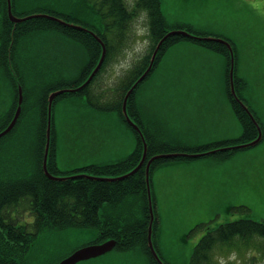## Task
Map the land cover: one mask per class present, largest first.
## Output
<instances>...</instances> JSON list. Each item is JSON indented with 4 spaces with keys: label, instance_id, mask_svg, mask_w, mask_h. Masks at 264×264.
Instances as JSON below:
<instances>
[{
    "label": "rangeland",
    "instance_id": "1",
    "mask_svg": "<svg viewBox=\"0 0 264 264\" xmlns=\"http://www.w3.org/2000/svg\"><path fill=\"white\" fill-rule=\"evenodd\" d=\"M138 1L125 0L135 16L116 27L119 30L110 26L111 31L106 33L109 57L89 87V94L95 95L97 101L102 98V108L91 103L88 94L73 93L54 107L57 177H120L122 172L88 169L123 160L136 147L134 131L115 106L127 78L152 45L149 16L138 7ZM162 12L168 30H189L200 37L227 39L234 44L235 70L243 96L264 125V0H162ZM38 13L44 14H33ZM37 40L35 50L42 54L52 51L59 55L57 47L64 46L63 81L82 76L79 69L87 58L83 47L62 44L67 38L58 32L41 34L35 37ZM73 55L78 70L71 79L68 74L74 72ZM62 85L69 88L74 83ZM9 92L7 107L15 98L12 88ZM136 98L150 123L166 133L163 137L169 143L194 147L238 139L242 134L227 95L225 59L196 42L185 40L173 47L138 89ZM38 99V95L28 97L21 121L26 148L33 145V131L39 121ZM181 146L177 150H182ZM151 188L157 212V251L167 264H190L196 246L209 231L240 220L264 224V141L229 155L163 163L151 176ZM68 231L58 235L63 239L58 240L63 245L59 252L62 259L90 241L89 234L73 237L74 233ZM69 234L70 238H65ZM263 244L259 236H237L230 242H219L211 251L208 264H264ZM81 264H149V260L138 247L125 253L113 250Z\"/></svg>",
    "mask_w": 264,
    "mask_h": 264
},
{
    "label": "trees",
    "instance_id": "2",
    "mask_svg": "<svg viewBox=\"0 0 264 264\" xmlns=\"http://www.w3.org/2000/svg\"><path fill=\"white\" fill-rule=\"evenodd\" d=\"M75 2L77 5L78 0H75ZM70 3L71 2L67 0H12V8L14 15L18 17H25L36 12H44L63 19L68 23L78 24L81 22L83 23L81 25L85 27H90L91 24L96 28L95 31L99 35L102 34V32L106 33L107 31H111L110 26L119 30L116 27L128 22L135 16L134 13L129 11L125 0H98L96 3V10L93 12L90 22L88 16H77L73 12H69L66 7ZM60 6L61 9L57 8ZM22 7L30 8L23 9ZM138 7L146 11L149 16L152 45L143 61L132 70L133 72L127 78L128 80L123 86L120 101H118L115 106L123 121L134 131L137 140L136 147L125 159L110 164L90 167L88 171L91 172H122L121 174H125L132 171L142 158L143 143L141 137L124 118L122 105L126 93L147 70L157 44L169 30L167 20L162 12V0H139ZM59 31H63L67 34H81L79 31L61 26L47 19H34L15 25L10 21L8 16L7 0H0V56L5 55L9 57V61L10 63L13 62L18 75L17 86L14 90L16 97L6 120L0 122V133L8 127L17 108L19 94L18 85L23 87L25 99L22 117L15 128L7 136L0 139L1 145L14 138L17 141L16 144L18 148H20L21 145H25V140H23L25 138V136H23L25 127H21V121H23L22 118L25 113L27 99L32 94L29 89L25 71L27 47L35 42V37L48 32ZM187 31L190 32L189 30ZM84 35L89 40H93L90 35ZM103 37L105 38V36ZM185 40L201 44L203 47L221 55L225 59L228 99L233 114L242 126V134L238 139L194 147H183L165 141L163 136L166 133L162 130L158 134L153 135L144 127V124H142L141 120L138 118V106L136 103L138 89L159 68L169 51ZM227 41L230 42V40ZM2 42L6 43L5 47L1 46ZM230 43L233 46L236 58L235 64H237L236 48L232 42ZM106 45L107 56L105 62L108 60L110 53L109 43H106ZM101 54V47L97 43L95 54L88 56L91 66L81 78L74 81V86L69 88H78L86 82L93 69L97 66ZM230 66V51L227 46L222 43L198 41L183 36H173L163 44L157 55L152 71L144 81L138 85L128 102V113L130 117L140 126L146 137L148 143V159L155 155L165 153H204L223 147L246 144L258 137L256 126L230 93ZM103 69L104 68L99 71L84 90L75 94L82 95L88 91L89 87L98 78L100 73H102ZM64 83L73 82L62 81L58 85L48 86L42 89L38 95L37 109L39 112V121L33 131L34 141L32 145L35 160H33L32 167L33 187L30 193L32 196L31 210L34 217L31 224V233H27L26 226L18 225L17 221L13 218V212L19 205V199L24 197L25 191L17 192L16 201L8 200V198H5V195L8 193L7 189L0 185V264H58V262L62 260V255L59 252L63 248V245L58 241L62 238L60 239L58 235L60 236L62 234L61 231L68 230H71L68 231V233H74L72 235L73 237L85 234L90 235V241L88 243L74 248L72 252L83 246L101 244L110 239H115L117 241V246L114 250L125 253L126 251L139 247L143 249L144 254L148 257L149 264H158L150 252L147 241L151 214L147 196L145 166L131 178L118 183L98 182L86 179L57 182L51 181L45 176L43 158L46 146L48 98L51 92L66 89V87L62 85ZM235 86L239 98L247 104L246 98L243 96L242 83L241 80L237 78L236 70ZM70 94L66 93L58 96L53 104L52 139L48 160V169L53 175H55L54 172L58 169L56 141L54 138V107L61 98ZM250 109L261 125L264 135V125H262L261 117H259L251 107ZM20 131H23V133ZM19 132L20 137L16 138ZM161 139H163V141ZM178 146L183 147L182 150H177ZM233 152H236V150L219 152L210 156L229 155ZM174 160L188 161L194 159L177 158L157 160L151 166V176L157 168L163 165V163ZM9 202V206H6ZM153 203H155V200ZM154 208L157 217L156 207L154 206ZM156 228L157 218L154 223V237L156 235ZM70 236V234L66 235L65 238H70ZM237 236L244 239L259 236L264 241V224L255 220H240L238 222L223 224L209 231L196 246L191 256L190 264H208L210 253L216 244L219 242H230Z\"/></svg>",
    "mask_w": 264,
    "mask_h": 264
},
{
    "label": "flooded vegetation",
    "instance_id": "3",
    "mask_svg": "<svg viewBox=\"0 0 264 264\" xmlns=\"http://www.w3.org/2000/svg\"><path fill=\"white\" fill-rule=\"evenodd\" d=\"M71 3L68 4L66 9L70 12H73L77 16H88L89 21L91 22L93 12L96 10V0H78V3L76 5L75 0H67ZM47 14V13H44ZM50 15V14H48ZM34 20V19H33ZM48 20V19H47ZM30 21V20H29ZM51 21V20H50ZM54 22V21H52ZM57 23V22H55ZM22 24V23H21ZM58 24V23H57ZM61 25V24H59ZM63 26V25H61ZM123 26H126L123 25ZM65 27V26H64ZM68 28V27H67ZM71 29V28H70ZM89 30L93 31L96 28L90 24V27L88 26ZM81 32V34H67L63 31H59L58 33H62L67 40L66 43L68 47L72 46L75 48L77 47H83L85 51H87V58L85 65L80 68V74L82 76L86 73V71L91 66L90 59L88 56L95 54L96 52V44L98 41L89 33L82 32L80 30H76ZM107 31L106 33H108ZM106 33L102 32V34H98L99 37L106 43H109V40L106 37ZM90 35L93 40H89L84 35ZM105 36V38L103 36ZM39 43V41L33 42V44L27 47V56L25 59V71H26V78L29 83V89L31 90L32 95H39V93L42 91V89L48 87V86H55L60 84L65 78V76H62L63 72V62H62V48H64L63 45H59L57 47V50L59 51V55L56 53H53L52 51H45L44 54L41 52H37L35 50V44ZM5 42L1 43L2 47H5ZM100 45V43H98ZM101 47V45H100ZM102 51V48H101ZM1 52V50H0ZM72 62H73V74H68L71 77V79L74 78V73L77 72L78 67L76 66V56H72ZM9 63V65H8ZM107 61L104 62L103 66L105 67ZM101 67L104 68V67ZM95 69V68H94ZM93 69V70H94ZM100 69V70H101ZM92 70V69H91ZM99 73V72H98ZM17 73L16 68L12 63L9 61V57H6L5 55L0 56V106H2V109H0V122L5 121L7 116L9 115V112L11 110L12 104L7 107L6 106V98L9 95V88H12L13 91L15 90L17 86ZM81 76V77H82ZM80 77V78H81ZM75 80H69L70 82L76 81ZM8 81V83H7ZM23 88V87H22ZM70 89V88H68ZM62 90V89H60ZM58 91V90H56ZM15 92V91H14ZM55 92V91H53ZM51 92V93H53ZM50 93V94H51ZM79 93V92H78ZM70 94V93H68ZM75 94V93H73ZM84 94H88L89 98L91 99V103L97 104V106H100L102 108L101 100L97 101L95 95L89 94V90L86 91ZM50 96V95H49ZM16 97V94H15ZM23 97H24V90H23ZM49 99V98H48ZM137 99V98H136ZM15 100V98H14ZM24 98H23V104H22V112L24 107ZM56 100V99H55ZM54 100V101H55ZM96 100V101H95ZM18 102H19V94H18ZM136 103L138 104V101L136 100ZM54 104V103H53ZM37 106V103H36ZM138 106L137 116L141 120L142 124H144V127L148 129L153 135L158 134L161 130L160 128L152 125L150 123V119L145 112ZM37 108V107H36ZM108 108L112 109L111 106ZM17 108L15 110V113L11 119L15 117ZM21 112V115H22ZM20 115V118L22 117ZM52 116H53V110H52ZM18 120V122H19ZM10 121V123H11ZM9 123V124H10ZM12 140H15L12 139ZM163 141V139H161ZM17 141H8L0 146V185L2 187L4 186L5 189H7L8 193L5 195V198H8V200H15L16 201V194L17 192L25 191L24 197H21L19 199V205L13 212V218L17 221L18 225H25L27 228V233H31V224L33 222V212L31 210L32 206V196L30 195L32 187H33V160L34 158V151L32 149V146H29L26 148V145L20 146V148L17 147ZM166 143V142H165ZM6 147V148H5ZM58 163V159H57ZM45 174V172H44ZM46 176V175H45ZM47 177V176H46ZM47 179H49L47 177ZM50 180V179H49ZM71 181V180H68ZM4 200V201H8ZM47 200V199H46ZM10 202L6 205L9 206ZM20 210H23V212H20ZM21 214V215H18ZM70 214V213H68ZM27 218H31L30 221L27 220ZM23 219V220H22ZM32 220V221H31ZM78 250V249H77ZM76 251V250H75ZM73 251V252H75ZM72 252V253H73ZM71 253V254H72ZM64 259V258H63ZM84 263V262H82Z\"/></svg>",
    "mask_w": 264,
    "mask_h": 264
},
{
    "label": "water",
    "instance_id": "4",
    "mask_svg": "<svg viewBox=\"0 0 264 264\" xmlns=\"http://www.w3.org/2000/svg\"><path fill=\"white\" fill-rule=\"evenodd\" d=\"M7 4H8L9 19L15 25H18V24H21V23H24V22H27V21L33 20V19H48V20L57 22L58 24H61L65 27L90 33L100 43V45L102 47L101 58L97 64L96 68L93 70V72L91 73V75L89 76V78L86 80L85 83H83L80 87L75 88V89H62V90L55 91V92L51 93L49 96V99H48V122H47V132H46V146H45L44 160H43V170L45 172V175L53 181L66 182L68 180H74V179H88L91 181L116 183V182L124 181L126 179L131 178L132 176H134L136 173H138L144 167V165L147 161V158H148V143H147L146 137H145L142 129L130 117V115L128 113V102H129V98L131 97V95L133 94L135 89L138 87V85L142 81H144V79L152 71L159 51L161 50L163 44L169 38H171L173 36H183V37L191 38V39L198 40V41L217 42V43H222V44L226 45L227 48L229 49L230 55H231V67H230V78H229L231 94H232L233 98L235 99V101L242 107V109L249 116L250 120L256 126V129L258 131V137L255 140H253L249 143H246V144H241V145H236V146H231V147H223V148L207 151L204 153H165V154H158V155L153 156L152 158H150L147 161L146 167H145V172H146V183H147V196H148L149 210H150V214H151V220H150L149 227H148V246H149V249H150V251L154 257V260L158 264H165L164 260L158 254V252L154 246V242H153V232H154L153 227H154L155 215H154V205H153V198H152V188H151V182H150V172H151L152 164L155 161L161 160V159H176V158L193 159V158H200V157H203L206 155H212V154H216V153L224 152V151H229V150H239V149H244V148H249V147H255L258 144H260L263 140V139H260V137L263 135V130H262L261 126L259 125L256 117L254 116L252 111L249 109V107L246 105V103L239 98L238 93L236 91L235 78H234L235 53H234V49H233L231 43L226 41L225 39H220V38L199 37V36H196V35L188 32L187 30H175V31L168 32L157 44V46L154 50V53L151 57V61H150V64H149V67L147 68V70L143 73V75L134 83V85L126 93L124 101H123V105H122V113H123L124 118L126 119L127 123L139 134V136L141 137L142 143H143V154H142V158H141L139 164L132 171H130V172H128V173H126L120 177H117V178H102V177H95V176L86 175V174L76 175V176H72V177H64V178L56 177V176L52 175L48 170V159H49V153H50V147H51V136H52V110H53L54 100L62 94L78 93V92L84 90L90 84V82L94 79V77L97 75V73L100 71V69L104 63V60L106 58V55H107V47L105 45V42L95 32H93V31H91V30H89V29H87L81 25L74 24V23H68L63 19L57 18L55 16H51L48 14H43V13L32 14V15L20 18V17L15 16L13 13L12 0H7ZM18 90H19L18 109H17L15 117L13 118L11 123L8 125V127L3 132L0 133V139L7 136L15 128V126L18 123L19 117L21 115L23 98H24L23 97V88L21 85L18 86ZM116 246H117V241L114 239L108 240L102 244L85 246V247H82V248L76 250L75 252H73L71 255H69L68 257L63 259L59 264H78L80 262L88 261L91 259H96V258H99L101 256L108 254Z\"/></svg>",
    "mask_w": 264,
    "mask_h": 264
},
{
    "label": "snow or ice",
    "instance_id": "5",
    "mask_svg": "<svg viewBox=\"0 0 264 264\" xmlns=\"http://www.w3.org/2000/svg\"><path fill=\"white\" fill-rule=\"evenodd\" d=\"M106 54V53H105ZM260 139H264V135H262L261 137H260Z\"/></svg>",
    "mask_w": 264,
    "mask_h": 264
},
{
    "label": "crops",
    "instance_id": "6",
    "mask_svg": "<svg viewBox=\"0 0 264 264\" xmlns=\"http://www.w3.org/2000/svg\"><path fill=\"white\" fill-rule=\"evenodd\" d=\"M167 137H169V134H168V136ZM167 139H169V138H167Z\"/></svg>",
    "mask_w": 264,
    "mask_h": 264
},
{
    "label": "bare ground",
    "instance_id": "7",
    "mask_svg": "<svg viewBox=\"0 0 264 264\" xmlns=\"http://www.w3.org/2000/svg\"><path fill=\"white\" fill-rule=\"evenodd\" d=\"M171 30H169V32H170ZM231 147V146H230Z\"/></svg>",
    "mask_w": 264,
    "mask_h": 264
}]
</instances>
